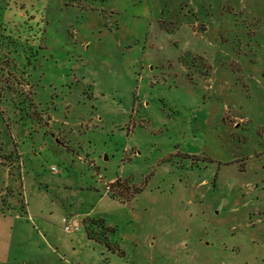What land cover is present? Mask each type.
I'll list each match as a JSON object with an SVG mask.
<instances>
[{
  "label": "rangeland",
  "instance_id": "1",
  "mask_svg": "<svg viewBox=\"0 0 264 264\" xmlns=\"http://www.w3.org/2000/svg\"><path fill=\"white\" fill-rule=\"evenodd\" d=\"M0 264H264V0H0Z\"/></svg>",
  "mask_w": 264,
  "mask_h": 264
},
{
  "label": "trees",
  "instance_id": "2",
  "mask_svg": "<svg viewBox=\"0 0 264 264\" xmlns=\"http://www.w3.org/2000/svg\"><path fill=\"white\" fill-rule=\"evenodd\" d=\"M136 191H139V189H137ZM112 197H115L114 195H112ZM116 198V197H115ZM83 223L85 225L86 231L88 233V236L91 238L93 237L94 233V227H92L93 224L96 225H102L103 226V220L102 219H95V218H91L88 217L86 219L83 220ZM104 227V226H103ZM105 229V227H104ZM108 230H112V228H107ZM97 240L101 241L100 239L96 238Z\"/></svg>",
  "mask_w": 264,
  "mask_h": 264
},
{
  "label": "crops",
  "instance_id": "3",
  "mask_svg": "<svg viewBox=\"0 0 264 264\" xmlns=\"http://www.w3.org/2000/svg\"><path fill=\"white\" fill-rule=\"evenodd\" d=\"M20 131V130H19ZM20 133V132H19ZM9 135V134H8ZM9 139H10V142L13 144V145H15V143H16V141H14V139H13V136H12V134H10L9 135V137H8ZM12 152V151H11ZM10 152L9 153H7V154H4L5 155V157L8 159V158H10ZM12 154V153H11ZM4 203V202H3ZM4 205L6 206V203H4Z\"/></svg>",
  "mask_w": 264,
  "mask_h": 264
},
{
  "label": "built area",
  "instance_id": "4",
  "mask_svg": "<svg viewBox=\"0 0 264 264\" xmlns=\"http://www.w3.org/2000/svg\"><path fill=\"white\" fill-rule=\"evenodd\" d=\"M64 223H65V228H64L65 231L70 232L73 229V227L71 226V224L67 219H64Z\"/></svg>",
  "mask_w": 264,
  "mask_h": 264
}]
</instances>
